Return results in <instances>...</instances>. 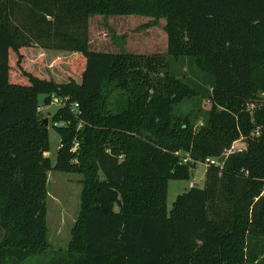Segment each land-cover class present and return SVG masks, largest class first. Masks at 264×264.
<instances>
[{"label": "trees", "instance_id": "1", "mask_svg": "<svg viewBox=\"0 0 264 264\" xmlns=\"http://www.w3.org/2000/svg\"><path fill=\"white\" fill-rule=\"evenodd\" d=\"M94 16L165 19L166 57L90 51ZM33 47L71 54L66 83L24 66ZM163 58L193 59L212 77L201 128L173 115L195 94ZM39 95L62 102L54 166ZM240 138L246 150L225 158ZM208 158L221 167L167 213L168 181ZM51 171L81 176L65 252L47 242ZM263 261L264 0H0V264Z\"/></svg>", "mask_w": 264, "mask_h": 264}, {"label": "rangeland", "instance_id": "2", "mask_svg": "<svg viewBox=\"0 0 264 264\" xmlns=\"http://www.w3.org/2000/svg\"><path fill=\"white\" fill-rule=\"evenodd\" d=\"M164 25L165 19L154 20L138 16H94L88 21L89 50L117 53L123 49L133 55L166 57L167 36L164 32ZM33 48L32 52L36 53L37 49L41 57L37 65H33L35 67L27 65L26 67L34 68L35 73L41 77L49 79L52 74L57 82L66 83L70 75L68 61L71 54ZM35 57H38V54ZM163 62L166 64V71L172 77L185 83L195 94L192 98L175 106L173 115L179 118L188 117L194 130L201 128L210 108L207 98L213 86L212 77L202 72L193 59L163 58ZM162 73V70L156 74L151 73L150 78L156 83L160 80ZM73 78L76 77L73 76ZM44 98L43 95L38 96L41 115L49 122L47 126L49 149L45 156L49 158L51 166H54L61 139L52 125V117L60 105L55 101L49 106H44ZM205 173V165L197 164L190 170L188 179L168 181L167 213L171 211L178 196L192 187L198 189L204 187ZM80 180L81 176L76 174L51 171L47 175L46 226L50 253L65 252L68 248L71 231L79 213ZM260 264H264V261Z\"/></svg>", "mask_w": 264, "mask_h": 264}, {"label": "built area", "instance_id": "3", "mask_svg": "<svg viewBox=\"0 0 264 264\" xmlns=\"http://www.w3.org/2000/svg\"><path fill=\"white\" fill-rule=\"evenodd\" d=\"M58 102L59 105L62 104L61 101H58V100H53V102ZM52 102V103H53ZM254 105H250L249 106V110H253L254 109ZM77 109H78V105L77 104H73L72 105V112H76V114H78L77 112ZM39 113H41V107L38 108L37 110ZM64 126V123H59V124H54V127H57V128H61ZM78 148V145L75 144L72 148V152H75ZM247 148V145H246V142L243 138H240L238 140H236L235 142L232 143V145L230 146V148L228 150L225 151V153L223 154V156L226 158L228 156H231V155H235V154H238L240 152H243L245 151ZM202 165H205L206 168L210 167V166H217V167H221V163L218 162V160L216 159H212V158H208L205 160L204 163H202Z\"/></svg>", "mask_w": 264, "mask_h": 264}, {"label": "crops", "instance_id": "4", "mask_svg": "<svg viewBox=\"0 0 264 264\" xmlns=\"http://www.w3.org/2000/svg\"><path fill=\"white\" fill-rule=\"evenodd\" d=\"M34 48H29L25 54V67L26 65L27 66H32V67H35L38 63V59L39 57H41V54L37 52V49H36V53L38 54V57H35L37 54L35 52H32ZM30 52V53H29ZM32 52V53H31ZM42 52V51H41ZM31 56V57H30ZM45 56V55H44ZM35 65V66H33ZM27 68V67H26ZM49 79H52L53 81L57 82L55 80V78L52 77V74L50 75ZM57 83H62V82H57Z\"/></svg>", "mask_w": 264, "mask_h": 264}, {"label": "water", "instance_id": "5", "mask_svg": "<svg viewBox=\"0 0 264 264\" xmlns=\"http://www.w3.org/2000/svg\"><path fill=\"white\" fill-rule=\"evenodd\" d=\"M259 94L260 95H262L263 93L262 92H259ZM47 119L45 118L44 120H43V125L45 126V127H47Z\"/></svg>", "mask_w": 264, "mask_h": 264}]
</instances>
